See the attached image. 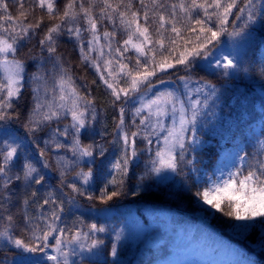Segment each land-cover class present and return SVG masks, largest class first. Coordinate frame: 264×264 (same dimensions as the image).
I'll list each match as a JSON object with an SVG mask.
<instances>
[{"label": "snow or ice", "instance_id": "1", "mask_svg": "<svg viewBox=\"0 0 264 264\" xmlns=\"http://www.w3.org/2000/svg\"><path fill=\"white\" fill-rule=\"evenodd\" d=\"M17 4L20 15L26 19L24 0H17ZM36 7L46 9L50 18L58 12L55 0H36ZM0 12L4 13L3 22H0V209L11 201L14 182H22L25 186L40 185L45 181L41 169L50 166L43 149L39 151L40 160L22 158V147L26 145L5 124L18 118L11 112L15 111L14 99H20L26 83L34 86L33 107L25 126L33 134L48 129L49 139L44 144L57 152L56 164L61 181L70 188L68 197L73 206L79 208L77 197L88 201L98 199L107 204L122 195L120 191H110L109 186H124L131 161L141 151L153 152V136L157 145L155 158L150 160L145 175L160 176L167 172L180 175L185 168L193 173L199 171L196 152L201 141L197 133L207 126L205 118L210 115L209 99L215 98L216 85L202 80L196 81L193 87L190 77L183 76L180 77L184 82L183 89L156 91L157 83H165L158 78V73L167 74L176 65H183L185 71H191L199 58L207 60L210 66L214 64L224 77L235 75L243 63L240 49L253 36V26L257 23L264 26V0H87V6L85 0H68L59 21L48 26L39 39L41 50L49 54L52 75L38 71L26 81L25 61L18 58V52L23 42L41 28L43 18L35 25L14 20L6 0H0ZM178 23L186 33L195 37L194 41L182 39ZM5 24L13 27H5ZM108 25L113 31L107 30ZM101 27L105 28L103 32H100ZM117 33L126 38L116 41ZM63 34L75 38L81 62L96 69L103 84L111 90L113 106L119 105L114 135L105 143L93 141L85 144L81 139L82 135L94 132L97 113L94 99L77 89L75 80L64 67L63 58L57 55V42ZM225 35L230 44L222 41ZM101 37L105 40L104 45L99 43ZM177 39H181L185 47L173 62L164 52L176 53ZM105 47L107 57L113 59L105 58ZM130 49L136 54L131 68L120 62ZM93 52L97 53L95 57L90 55ZM101 60L104 71L101 70ZM129 60L131 62L130 57ZM260 60L264 64V45L261 46ZM260 71L264 73V67ZM121 80L126 87L120 86ZM129 106L132 112L130 126L136 128L131 132L124 118ZM63 120L68 123L61 124ZM138 137L145 144L143 150L137 148ZM106 144L119 150V156L114 158L110 167L120 179L111 175L100 194L95 196L85 187L93 180L95 171L92 167L85 170L80 166L84 163L103 165L108 158ZM256 145L258 147L251 154L241 145L233 154L230 167L218 166L213 176L205 174L204 180L197 176L189 190L197 188L193 195L198 201L234 221L244 222L234 224V228L246 231L259 226L261 232L257 243L264 249V139L257 138ZM60 152L64 155H59ZM96 157L101 159L97 161ZM69 177L74 180L71 184L66 183ZM144 178V175L140 176L139 181ZM36 195V192L31 193L33 198ZM48 196L38 207L43 209L45 205H52L50 215L41 213L38 217H31L25 210V230L20 235L15 231L14 217L8 215L4 218L6 223L0 231V244H10L18 250L13 264H44L45 260L53 264H70V256L78 255L81 261L85 254L100 256L104 241L92 237L107 229L91 223L84 231L82 219L78 220V226L73 225L74 232L60 227L57 222L61 220L64 202L53 199L54 193L50 192ZM23 203L27 205L29 200L25 199ZM38 221H43V225ZM66 232L70 235L65 236ZM49 237L55 240L54 244L49 243ZM120 239L117 232L115 241ZM50 249H54V253L50 254ZM108 255L118 257L117 243H112Z\"/></svg>", "mask_w": 264, "mask_h": 264}, {"label": "trees", "instance_id": "2", "mask_svg": "<svg viewBox=\"0 0 264 264\" xmlns=\"http://www.w3.org/2000/svg\"><path fill=\"white\" fill-rule=\"evenodd\" d=\"M6 2L8 3L9 12L14 20H24L25 23L35 25L40 18H43L41 28L37 30L35 35H32L31 39H26L23 42V47L19 49L18 52V58L25 61V80L28 81V78L38 71L51 76L53 66L48 59L49 54L41 50L39 39L43 37V33L48 26L59 21L60 16L63 14L64 5L68 0H55L58 12L52 18L49 17L46 9L36 7V0H24L23 11L26 14V19L20 15L17 0H6ZM113 2H117V0H113ZM85 6H87V0H85ZM135 6L138 7V5ZM3 18L4 13L0 12V22H3ZM4 26L9 28L13 27L11 24H5ZM83 26L84 24L81 21V27ZM177 27L181 28L183 40H195L194 36L184 31L180 23L177 24ZM253 28V36L251 39L247 40L240 49L243 63L241 65V70L236 72L235 75L224 77L221 75L220 69L215 68L214 64L210 66L207 60H201L199 58H197L191 71H185L183 65H176L174 69H169L167 74L158 73V78L164 80L165 83L173 82L179 84L183 82L180 80V77L188 76L193 86H196V81L202 80L216 85V96L215 98H211V101L209 100V112L215 116L214 123L212 125V123L209 122V127L204 129L205 135L212 141L205 144L201 150H197L196 152L197 165L204 166L209 172L214 170L221 151L226 145L232 142V139L242 137L247 144L246 151L250 154L258 147V145H256L257 138L264 139V126L261 135L256 136V134L253 133V138H249L248 134L245 132V129L251 128V126L248 127L250 123L259 120L262 122L264 113L256 107L258 103L263 102L258 89L264 90V73L260 71L261 67H264V64H262L260 60L261 46L264 45V26L257 23ZM104 30V27L100 28V32ZM107 30L113 31L110 25L107 26ZM150 31H152L151 28ZM167 35L168 34H166V36ZM84 36L87 38L88 34L85 33ZM125 38L126 36L120 33L116 35V41H122ZM227 38L228 37L225 35L221 39L225 41ZM100 44H105L103 37H101ZM165 46L167 47V39L165 40ZM176 47L178 49L176 53L170 55L167 51L164 52V55L169 56V59L173 62L175 56H177L180 51H184L185 46L181 39H177ZM57 55L63 58L64 67L69 70V74L72 75L75 80L77 89L82 94L88 93V98L94 99L95 102L97 116L94 124V132H89L87 136L82 135L81 139L85 144H90L93 141L105 143V140H111L114 135L116 122L119 119V105L116 107L113 106L111 90L103 84L95 68L81 62L79 48L74 37H69L66 34L61 35L57 42ZM90 55L95 57L97 53L93 52ZM129 57L131 58V62ZM105 58L113 59V57H107L106 47ZM135 58L136 54L134 50L130 49L125 53V58L120 62L127 64L129 68H131L133 67ZM159 58V54H157V59ZM101 65V70L104 71L102 60ZM244 69H247V71ZM113 71L115 72V66H113ZM107 78V75H105V79ZM93 81L95 82L93 83ZM158 84L159 83L156 85ZM33 86L34 85L30 83H26L20 99L18 101L14 99L15 111L11 112V115L14 117L18 115V118L6 121L5 124L11 133L22 141L23 145H26V147H22V158L27 156L33 160H40L39 151L43 149L45 151V158L48 160L50 166L41 169V174L45 176V181L40 185L33 184L31 186H25L22 182H14L12 185L14 195H12L11 201L4 204L3 209H0V231L3 230V226L6 223L4 218L8 215H12L17 225L15 231L18 235L25 230V223L23 221L25 210L27 211V215L31 217H38L41 213L45 216L50 215L52 205H45L43 209L38 207V205L43 203L44 199L49 198L48 194L50 192L54 193L53 199L64 202V211L60 213L63 221L69 217V215L73 214L69 212V208L71 204H73L68 197L70 188L62 184L60 171L56 164L57 152L46 147L44 144V141L49 139L48 129L45 128L43 131L33 134L29 132L28 128L25 126L33 107ZM120 86L126 87L123 80L120 81ZM124 118L125 124L129 125L128 130L130 132L135 131L136 128L130 126L132 119L130 106L126 108ZM66 123H68V120L61 121V124ZM137 124H139V118H137ZM54 126L55 125H53V127ZM212 130L215 134L211 133ZM105 133H107V135H105ZM102 136L104 137L103 139ZM152 139L154 141L152 145L153 152L148 153L147 151H141L138 157L131 161L124 186L122 188L109 186L110 191H120L122 195L114 197L111 201H108L107 204L102 203L98 199L88 201L84 197H77L80 209L85 212V215H83L84 219H82L85 224L84 231L87 229L86 226L94 221L88 218L86 215L88 212L86 211H99L102 209H116L119 211L123 207L136 204V213L140 219L146 223H150L151 220H153L160 224H165L167 220L161 218L162 216L159 217L161 210H166V212L170 214V217L173 216L175 212L180 216L196 212L197 205L195 204L193 193L197 188H191V190H189L193 181L196 180L195 173L185 168L184 172L180 175L174 173H171V176H164L163 174L160 176L155 174L145 175L150 167V160L155 158V150L157 148L155 144L156 137L153 136ZM226 140L228 143L224 142ZM37 145H39V148H37ZM106 147H109L107 153L108 158L104 161L103 165L99 163L93 165L84 163L80 166L85 170H87L88 167L94 169V178L90 181V184L85 187L95 196L100 194V190L103 188L107 179L111 178V175H116V178L118 180L120 179L119 174L114 172L110 167L111 163L114 162V158L119 156V150L116 146H109L106 144ZM144 147L145 144L141 142L138 137L137 148L143 150ZM59 154H63V152ZM96 159L99 161L101 158L96 157ZM142 175H144L145 178L143 181H139V177ZM73 182L74 180L71 177L66 181L67 184ZM138 184L139 187L137 186ZM197 187H199V185H197ZM32 192H36L37 195L35 198L31 196ZM25 199L29 200L27 205L23 203ZM105 218L107 219L108 217ZM125 219L126 216L122 210L121 212L113 213L112 216L108 218L114 226L120 224ZM38 222L40 223V221ZM97 222H101V217L97 218ZM224 222V218L212 219L213 228H206L207 234L215 235L220 233L225 235L226 239L230 238L234 240V238L225 231ZM74 224L77 223H70L67 228L72 229L74 232ZM102 238L104 245L101 255L95 258L84 259L77 264H115V260L108 255L113 242L111 233L108 232L103 234ZM50 243H53V241ZM16 251L18 250L9 244H0V264H13ZM255 254L257 261L260 262V264H264V254L257 252ZM44 264L50 263L46 262Z\"/></svg>", "mask_w": 264, "mask_h": 264}, {"label": "rangeland", "instance_id": "3", "mask_svg": "<svg viewBox=\"0 0 264 264\" xmlns=\"http://www.w3.org/2000/svg\"><path fill=\"white\" fill-rule=\"evenodd\" d=\"M224 42L225 44L231 43L229 38ZM183 83L184 82L176 84L169 82L158 84L155 90L183 89ZM191 86L193 85L191 84ZM258 92L262 96L263 102L258 103L256 107L264 112V90L258 89ZM245 117L247 118L246 115ZM262 118V122L260 120L252 122L248 125V127L251 126V128L247 127L248 129H245L249 138H253V133H255L256 136L261 135L264 126V113ZM214 119L215 116L210 112V115L205 118V124L207 126L202 130H198L197 134L201 144L197 150H201L205 144L212 141L205 135L204 129L209 127V122L213 125ZM211 133L215 134L213 130ZM161 142L163 145L162 140ZM224 142H227V140ZM241 145L244 146L246 151L247 144L242 137L232 139V142L226 145L221 151L217 164L211 172L207 171V168L204 166L196 164L197 169H199V171L195 173L196 178L199 176L201 180H204L206 179L205 174H207V176H213L218 166L228 165L230 167L233 154ZM59 155H64V153ZM227 170L228 168H225V171ZM162 174L164 176H171V172ZM195 204L197 205L195 213L182 216L175 212L173 216L170 217V214H168L166 210H161L159 217L162 216L161 218L167 219L165 224L156 223L153 220H151L150 223L144 222L136 213V204L121 209L126 219L116 226H114L108 218L115 212H121V210L107 209L106 212L92 210L86 211L88 212L86 215L88 218L94 220L92 223L96 224L98 223L97 218L101 217V222H99L98 225H103L107 229L106 232L95 233L92 238L103 241L102 235L110 232L113 238L112 243H117L118 257H112L115 260V264H242V262L246 261H250L251 264H260L255 254L256 252L264 254V249H261L257 243L261 232L259 226L250 228L246 231L236 229L233 227L234 224L244 222L234 221L224 216L222 213L212 209L209 205L204 204L202 201H198L197 198H195ZM69 212L73 214L69 215L64 221L60 214L61 220L57 222L60 227H67L70 223H77L78 220L84 219L83 215H85V212L80 209V207L76 208L71 204ZM105 217L108 218L106 219ZM223 218L225 219V231L231 235L234 240L230 238L226 239L225 235L220 233L215 235L207 234L206 228H213L212 219ZM43 223V221H40L41 225H43ZM85 231H87V229ZM117 232H119L121 236L118 242L115 241ZM68 234L69 233L66 232L65 236L70 235ZM51 241H53V243H50ZM49 243L54 244L55 240L49 237ZM49 252L50 254L54 253V249H50ZM95 257L97 256L85 254L84 259ZM69 260L70 264H77L81 261L78 255L70 256ZM46 262L53 264L52 261L45 260L44 263Z\"/></svg>", "mask_w": 264, "mask_h": 264}]
</instances>
